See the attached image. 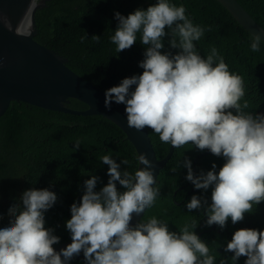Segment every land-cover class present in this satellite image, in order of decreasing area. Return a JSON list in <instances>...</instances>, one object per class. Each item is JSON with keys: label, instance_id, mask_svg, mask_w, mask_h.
I'll use <instances>...</instances> for the list:
<instances>
[{"label": "clouds", "instance_id": "1", "mask_svg": "<svg viewBox=\"0 0 264 264\" xmlns=\"http://www.w3.org/2000/svg\"><path fill=\"white\" fill-rule=\"evenodd\" d=\"M115 19L118 25L111 42L116 53L131 48L138 33L147 47L139 62L142 74L107 89L105 108L110 110L112 102L125 105L129 128H150L162 143L171 144L170 152L159 160L167 157L168 161L173 149L186 145L222 157L225 163L218 172L213 163L211 170L197 175L196 162L193 172L188 158L171 171L183 166L185 179L211 194L210 205L197 195L186 204L189 212L204 210L206 226L223 229L229 218L233 224L243 221L245 213L264 202V113L246 111L250 104L243 99V78L229 71L215 47L206 58L199 55L194 42L200 41L206 29L194 25L183 5L157 0L127 17L116 12ZM166 35L170 47L180 50L174 55L161 52ZM261 43L260 35H253L251 51L259 52ZM75 145L78 149L80 141ZM137 159L144 167L133 174L121 171L109 155L100 158L108 165V183L96 192L98 177L85 181L84 194L78 204L71 205V218L66 221L72 242L59 252L53 245L60 238L54 229L45 227L44 215L55 204L56 194L48 189L24 191L9 208V225L0 228V264H69L81 252L86 264H215L210 247L194 231L199 223L195 220L178 232L169 231L168 223L155 216L130 227L133 215L154 205L160 194L154 186L166 165L155 179L152 161L145 154ZM117 182L124 191L117 189ZM172 194L175 197L177 190ZM224 251L233 253L232 264L241 257H246L245 264H264V231L238 229Z\"/></svg>", "mask_w": 264, "mask_h": 264}, {"label": "trees", "instance_id": "2", "mask_svg": "<svg viewBox=\"0 0 264 264\" xmlns=\"http://www.w3.org/2000/svg\"><path fill=\"white\" fill-rule=\"evenodd\" d=\"M238 1L264 28V0ZM156 2L48 0L44 7L36 10L37 32L34 39L66 57L70 69L106 92L118 86L124 78L142 74L139 62L145 58L147 47L140 42L138 33L137 41L131 48L116 53V46L111 42L118 25L115 13L127 17L136 9L146 10ZM169 3L177 7L183 5L194 25L206 29L200 41L194 42L199 55L206 58L211 48L215 47L229 66V71L243 78V99L250 104L246 111L264 113V42L259 52H252L250 45L253 36L217 0H169ZM93 36H99V41ZM169 39L167 35L163 38L164 48L161 52L174 55L180 50L171 48ZM67 106L77 110L87 108L85 103L74 98ZM148 134L158 158L170 152L171 144L162 143L158 134L150 128ZM76 141L81 143L78 149ZM104 155L111 156L120 164L121 171L134 174L138 167L133 143L109 119L101 115L57 112L12 101L0 116V228L9 225V208L19 202L24 191L48 189L56 194L57 200L44 214L45 227L54 229V235L60 238L59 243L70 240L71 233L66 228V221L71 218V205L78 204L84 194L85 181L93 176L98 177L96 192L108 183V165L100 160ZM185 158L191 160L193 172V161L197 158V175L201 171L207 173L213 163L218 172L225 163L222 157H216L208 150L199 151L191 145L173 149L154 186L160 189L159 196L133 227L155 216L168 223L169 231L178 232L185 223L195 220L199 223L194 231L210 247V255L216 257L215 264H219L221 259L232 264L233 253H226L224 248L238 229L264 231V202L254 205L253 211L245 213L241 222L233 224L229 218L223 229L215 224L206 226L204 210L189 212L186 204L193 195H197L206 198L210 205L211 194L195 189L185 179L187 169L183 166L176 172L171 171ZM122 160H127L128 164L124 165ZM117 189L124 191L118 182ZM172 190H177L175 197L170 195ZM245 259L241 257L237 264H245ZM69 264H86V261L71 259Z\"/></svg>", "mask_w": 264, "mask_h": 264}, {"label": "water", "instance_id": "3", "mask_svg": "<svg viewBox=\"0 0 264 264\" xmlns=\"http://www.w3.org/2000/svg\"><path fill=\"white\" fill-rule=\"evenodd\" d=\"M47 1L0 0V116L5 113L12 101L69 114L101 115L124 131L126 137L133 143L137 157L145 154L147 159L152 161L156 179L167 157L161 160L157 158L147 128L140 131L129 128L124 105L112 102L110 110L106 109L103 90L70 69L66 64V57L34 39L37 32L36 10L44 7ZM217 1L246 31L252 36L260 35L264 42V28L238 0ZM30 9L31 28L26 31L22 24ZM71 98L85 103L87 108L77 110L68 107ZM143 167L144 165L138 163L137 170ZM143 213L139 216L133 215L130 227L141 219ZM71 242L70 239L59 243L54 249L59 252ZM72 259L85 261L82 252Z\"/></svg>", "mask_w": 264, "mask_h": 264}, {"label": "bare ground", "instance_id": "4", "mask_svg": "<svg viewBox=\"0 0 264 264\" xmlns=\"http://www.w3.org/2000/svg\"><path fill=\"white\" fill-rule=\"evenodd\" d=\"M31 10L27 13V15L25 16L24 20H23V28L26 30V31H29L30 28H31Z\"/></svg>", "mask_w": 264, "mask_h": 264}]
</instances>
